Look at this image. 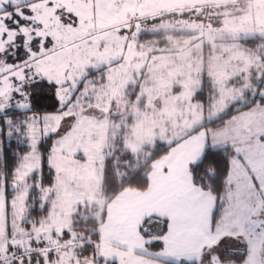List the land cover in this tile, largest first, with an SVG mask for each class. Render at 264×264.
Returning a JSON list of instances; mask_svg holds the SVG:
<instances>
[{
	"label": "snow or ice",
	"instance_id": "1",
	"mask_svg": "<svg viewBox=\"0 0 264 264\" xmlns=\"http://www.w3.org/2000/svg\"><path fill=\"white\" fill-rule=\"evenodd\" d=\"M0 264H264V0H0Z\"/></svg>",
	"mask_w": 264,
	"mask_h": 264
}]
</instances>
